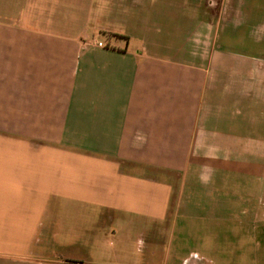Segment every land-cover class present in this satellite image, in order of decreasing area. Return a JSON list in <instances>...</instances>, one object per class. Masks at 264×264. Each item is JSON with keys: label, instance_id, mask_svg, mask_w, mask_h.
<instances>
[{"label": "crops", "instance_id": "0c3cea01", "mask_svg": "<svg viewBox=\"0 0 264 264\" xmlns=\"http://www.w3.org/2000/svg\"><path fill=\"white\" fill-rule=\"evenodd\" d=\"M259 1L0 0V264L260 214Z\"/></svg>", "mask_w": 264, "mask_h": 264}, {"label": "rangeland", "instance_id": "374dc122", "mask_svg": "<svg viewBox=\"0 0 264 264\" xmlns=\"http://www.w3.org/2000/svg\"><path fill=\"white\" fill-rule=\"evenodd\" d=\"M259 2L257 12L264 13V0ZM97 40L104 47L118 43L108 33H101ZM241 216L235 211L233 217L213 221L178 219L175 225L160 223L152 228L158 239L153 244L138 240H149V226H142L146 230L142 236L134 234L125 243L118 242L113 233L108 235L110 242L96 238L74 243L69 242L70 237L58 236L55 250L46 244L52 253L42 264H77L62 259L71 256L80 259L78 264H264V206L252 221H242ZM113 246H125V253L118 255Z\"/></svg>", "mask_w": 264, "mask_h": 264}, {"label": "built area", "instance_id": "2783aa9c", "mask_svg": "<svg viewBox=\"0 0 264 264\" xmlns=\"http://www.w3.org/2000/svg\"><path fill=\"white\" fill-rule=\"evenodd\" d=\"M97 44H98L99 46H101V45H102V43H101V42H98Z\"/></svg>", "mask_w": 264, "mask_h": 264}]
</instances>
